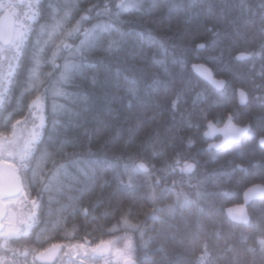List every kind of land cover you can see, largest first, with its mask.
<instances>
[{
  "label": "trees",
  "instance_id": "obj_1",
  "mask_svg": "<svg viewBox=\"0 0 264 264\" xmlns=\"http://www.w3.org/2000/svg\"><path fill=\"white\" fill-rule=\"evenodd\" d=\"M72 2L78 6L65 0H39L34 10L44 19L31 22L29 39L33 44L38 38L47 40V35H40V25L55 24L69 7L74 9L71 23L91 7L92 19L83 28L114 26L97 30L100 38L88 62L65 88L72 95L56 100L66 109L57 117L60 133L56 140L70 141L64 152L84 161L80 167L95 179L86 180L69 169L80 182L65 181L70 187L57 196L59 203L52 204L51 215H47L44 196L45 213L33 226L32 242L67 246L87 238L92 243L105 240L123 247L124 238L130 237L137 264H197L206 244L208 255L201 264H264L257 242L259 229H264V198L248 205V223H234L224 212L242 202L246 188L264 185V146L259 143L264 137V53L253 55L264 51V0H124L119 8L120 0ZM82 38L78 36L74 43ZM110 39L119 40L118 49H108ZM198 44L205 46L198 48ZM41 47L45 48L41 56L50 57L51 47L43 43ZM63 62L57 59V64ZM193 63L209 66L215 77L225 80L224 88L215 90L195 75ZM31 67L34 64H26L18 80L15 104L12 99L5 102L16 119H29L28 128L32 117L27 106L54 83H46L40 93L32 90L27 72ZM39 71L49 72L51 67L42 59ZM44 104L50 130V96ZM229 115L239 125H250L247 135L219 150L206 149V124L221 125ZM153 151L161 155L154 157ZM137 153L142 157L137 163H145L149 171L139 170L130 188L117 189L114 158L126 160ZM177 153L197 162L193 175L181 173L174 165ZM122 179L127 185V175ZM105 181L108 185L101 188ZM173 181L176 192L188 193L195 203L183 209L177 206L175 215L169 216L166 210L176 204V192L165 191L159 197ZM198 181H203L200 198L190 186ZM85 185L88 190L81 195ZM152 187L158 197L155 204ZM122 215L139 227L126 228ZM249 247L256 249L254 261Z\"/></svg>",
  "mask_w": 264,
  "mask_h": 264
},
{
  "label": "snow or ice",
  "instance_id": "obj_2",
  "mask_svg": "<svg viewBox=\"0 0 264 264\" xmlns=\"http://www.w3.org/2000/svg\"><path fill=\"white\" fill-rule=\"evenodd\" d=\"M134 0H129L133 3ZM66 4L78 6L72 0H65ZM124 0H120L117 7L119 8ZM40 5L39 0H0V108L4 107L8 95L12 91V87L24 75L26 64H34V67L28 68V80L32 90L40 93V89L44 88L46 83L54 80V83L49 87L44 88V93L37 95L32 104L28 105L29 116L34 117L31 120L32 127L28 128L29 119L21 120L15 119L10 113V118L7 123L0 127V264H28L27 257L30 252L27 247H18L17 244L22 237H27L29 231L34 225H37L41 220V215L45 213L44 196L47 195V215H51V206L53 203H59L57 196L63 194L66 185L65 181H75L79 183V179L69 169H74L79 174L87 179H95L89 177L84 168L80 167L84 161L75 159V154L68 155L64 152V147L70 141H57L56 136L59 135L60 129L58 115L65 111L63 105L57 104L56 100L59 97L68 98L72 94L65 90L69 86L78 72H80L84 63L88 62V55L99 41L97 30L106 31L114 27L111 24H94L91 28H83V23L92 19L90 13L92 8L89 7L81 12L79 19L75 23H71L73 11L69 7L62 19L57 20L55 24L49 25L47 23L40 25V35H47L48 39L43 42L37 39L33 44L29 36L32 34V23L39 22L37 17L44 19L40 12L35 11ZM111 11V9H106ZM100 15V13H97ZM119 13H117V16ZM54 19V17H53ZM51 27V32L47 29ZM83 29V30H82ZM119 31V29H117ZM122 35V33H121ZM78 36L79 43H74ZM57 40L59 43H57ZM71 41V42H70ZM41 43L45 46L51 47V56H41L45 52V48L41 47ZM162 46V45H161ZM204 44H198V48H203ZM119 40L110 39L108 41V49H118ZM264 50V45H261ZM67 52V56H63V52ZM260 53H253V55H260ZM241 57H237L239 59ZM51 67L49 72L39 71L41 60ZM57 59H63V64H57ZM5 65L7 69L5 71ZM93 67L95 65H92ZM201 70V74L207 79L211 80V73L203 69V66H196ZM212 83L217 88L224 86V81L212 80ZM51 98V124L52 128L49 130L46 124L45 104L44 101ZM87 99L86 97L84 98ZM241 103L246 101L245 93L240 92ZM35 106L36 112H33ZM6 110V109H5ZM39 123H36V121ZM14 121V122H13ZM18 126L20 130L18 132ZM209 129L213 131H221L224 133V139L220 143L209 145V149L219 150L223 145L232 141H238L239 138L250 130V125H245L242 128L235 127L232 123V116L229 115L227 122L223 129H215L211 122L208 124ZM26 133V134H25ZM209 135V133H205ZM131 136L129 139L131 140ZM126 144L128 141L125 142ZM191 139H189V147L191 146ZM259 143L264 146V137L260 138ZM152 155L158 156L161 153L153 151ZM116 163L112 165L114 169V179L117 181V189L121 187H131L133 176L139 171H149L145 163H137V160L142 159L139 153L129 155L126 160L122 156L114 158ZM123 163V170L120 171V162ZM51 162V168H48V163ZM174 165L179 167L181 173H188L193 175L196 172L197 162L182 158L180 153L176 154ZM154 168L155 166L152 165ZM171 167V165L169 166ZM127 175L128 184H124L122 177ZM259 175H261L259 173ZM203 181H198L195 185H190L195 188V195L197 198L202 196L200 192V184ZM105 181L101 188L108 185ZM156 184H159L157 179ZM176 181H173V186L162 190L159 198H163L164 192H176ZM35 192L33 193V190ZM88 188L85 185L80 189L81 195L86 194ZM249 192H258L264 196V186L254 185ZM227 195V193H225ZM177 200L175 205L167 207V214L169 216L175 215L177 206L183 209L186 205L195 203L189 199L188 193L183 191L176 192ZM71 199V197H69ZM157 193L155 187H152L151 202H157ZM247 199V194H246ZM27 208V212L24 211ZM19 209V211H17ZM154 213L157 209L153 210ZM233 210L229 209V213ZM240 219L247 220V216L243 214L241 209ZM153 219H157L153 214ZM121 220L126 228L136 229L139 226L128 222L125 215H122ZM114 230V229H113ZM110 230V231H113ZM261 238L258 239L259 250L264 253V229H259ZM143 231L141 230V236ZM127 243L123 249H116L115 255L123 259L124 264H136L132 257V243L130 237H125ZM195 243V240L193 241ZM112 241L101 240L99 244L90 247L85 241L81 244L71 246V251L81 259H102L107 252L109 257L112 255ZM61 245H52V249H60ZM231 250V249H230ZM234 251V250H232ZM248 251L254 254L256 249L249 247ZM33 261L35 264L37 259H43L44 252H37L32 250ZM208 255L207 245H204L203 252L198 258L197 264H201L204 258ZM73 264H76L73 261ZM119 264V259L117 261Z\"/></svg>",
  "mask_w": 264,
  "mask_h": 264
},
{
  "label": "flooded vegetation",
  "instance_id": "obj_3",
  "mask_svg": "<svg viewBox=\"0 0 264 264\" xmlns=\"http://www.w3.org/2000/svg\"><path fill=\"white\" fill-rule=\"evenodd\" d=\"M6 69H7V66L5 65V71H6ZM17 97H18V81L12 87V91L8 95L7 99H9V100L12 99L13 104H15ZM5 109H6L5 105H4V107L0 108V127H3L7 123V120L10 118V116H9L10 113L16 119V116H15V114H14V112L12 110L9 111L8 109H6V110ZM20 127L21 126H18V132L20 130ZM17 211H19V209H17ZM24 211L27 212V208H24ZM32 229L29 231L28 236L27 237H22L21 240L17 244L18 247H27L29 249L30 254L27 257L28 264H32V261H33V255L31 254L32 250H36L37 252H43L48 247L52 246V245H49L47 243H45V244L44 243H42V244H40V243L34 244L32 242V240H33ZM86 240L89 241L88 245L90 247H94L96 244H98L97 242L96 243H92L87 238H84V239H82L79 242L84 243ZM79 242H76V243L70 245L69 247L60 248L58 253L55 255V257L52 260H49V259H47V260L46 259L36 260L35 264H73V261H75L76 264H109L108 255H105V257L102 258V259H91V258L81 259V258H78L75 255V253L73 251H71V246L76 245V244H81ZM56 245H59V244H56ZM111 248H112V255L110 257V264H117L118 259H119V264H122L123 259H120V258H118L115 255V250L113 249V242H112ZM66 249L68 250V252H66L67 251ZM135 261H136V259H135ZM136 264H137V261H136Z\"/></svg>",
  "mask_w": 264,
  "mask_h": 264
},
{
  "label": "water",
  "instance_id": "obj_4",
  "mask_svg": "<svg viewBox=\"0 0 264 264\" xmlns=\"http://www.w3.org/2000/svg\"><path fill=\"white\" fill-rule=\"evenodd\" d=\"M196 66H203V69L208 70L211 73V80L207 79L204 75H202L201 74V70H198V68ZM191 70L193 71V73L195 75H197L199 78L204 80L208 85H210L215 90H222L224 88L225 80L216 78L214 76L212 70L206 64H204V63H193V64H191ZM212 80L224 81V86L222 88H217L216 85L212 83ZM227 118L225 119V121L223 122V124L221 126H217L212 121H209V122H211L212 125H214L215 129H223L224 126H225V123L227 122ZM209 122L206 125V132H205V133H209V135H205V133H204V137L207 140L210 141L209 144L206 147L207 149H209V147H208L209 145L220 143L224 139V133L223 132H221V131H213L212 129H209V127H208ZM232 123H233V125L235 127H239V128H242V127L245 126V125L242 126V125L236 124L234 122V120H233V117H232ZM247 125H249V124H247ZM247 133L242 135L239 138L238 141H232V142L227 143L225 145L240 142L247 135ZM217 136H219L218 140L215 139ZM225 145H223V146H225ZM215 150H217V149H215ZM254 185L264 186L263 184H260V183H256V184H253V185L249 186L247 189H245V191L242 194V203L237 204V205H232V206H229V207L225 208V211H224L225 215L230 221H232L234 223H238V224H245V223H247L249 221L247 206L253 201H256V200L264 198V196H261L258 192H249V189H252L254 187ZM246 194H247V199H246ZM229 209H231L233 211L231 213H229ZM241 209L243 210V214L247 216V220L246 221L239 218L241 216V211H240ZM86 241L89 242L88 240H86ZM58 251H59V249L53 250L52 246L48 247L46 250L43 251L45 253V256H44L43 259L52 260L55 257V255L58 253ZM105 255H108L107 252L105 253ZM37 260H42V259H37ZM122 264H124V261L122 262Z\"/></svg>",
  "mask_w": 264,
  "mask_h": 264
},
{
  "label": "rangeland",
  "instance_id": "obj_5",
  "mask_svg": "<svg viewBox=\"0 0 264 264\" xmlns=\"http://www.w3.org/2000/svg\"><path fill=\"white\" fill-rule=\"evenodd\" d=\"M32 119H34V117H32L31 118V120ZM38 123H39V121H38ZM79 242V241H78ZM75 243V242H74ZM73 242L72 243H70V244H68L67 246L69 247L70 245H72V244H74ZM79 243H81V242H79ZM124 248V246L123 247H117L115 244L113 245V249L116 251V249H123ZM67 250V249H66ZM66 252H68V250L66 251Z\"/></svg>",
  "mask_w": 264,
  "mask_h": 264
}]
</instances>
